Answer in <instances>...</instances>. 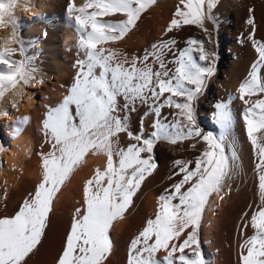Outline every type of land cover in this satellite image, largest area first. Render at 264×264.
<instances>
[{
    "label": "snow or ice",
    "instance_id": "snow-or-ice-1",
    "mask_svg": "<svg viewBox=\"0 0 264 264\" xmlns=\"http://www.w3.org/2000/svg\"><path fill=\"white\" fill-rule=\"evenodd\" d=\"M155 3L86 0L82 6L69 4V13L87 33L86 38L77 35L76 46L84 58L76 62L74 81L62 101L47 108L42 130L50 150L40 154L41 181L18 211L0 217V264H27L38 251L57 194L90 153L105 156L106 166L97 168L84 184L83 210H75L57 264H107L113 251L110 230L114 222L124 219L133 198L158 167L154 149L160 142L177 145L185 141H192L193 149L201 143L203 148L194 161L173 162L174 176L180 179L158 196L155 217L147 219L130 242L127 264H209L201 247L205 210L214 195L224 199L225 188L231 191V182L240 172L233 136L235 97L213 105L214 132L204 131L197 115L198 101L217 72L218 53L206 46L215 37L206 22L218 31L220 21L214 9L219 0H180L165 33L191 25L205 36L187 39L182 49H177L174 37L153 43L142 57L103 47L123 40ZM117 14L120 19L115 22L103 19ZM246 25L251 28L246 39L257 59L238 93L245 105L242 120L247 139L256 158L259 204L242 225L241 235L249 227L253 234L239 245V264H264V42L255 39L251 15ZM169 53L172 58L166 59ZM0 64L13 69L0 75V98L21 82L34 79L22 60H6L0 54ZM140 106L147 109L144 117L154 116L152 131L147 134L143 117L139 132L130 128V114ZM164 109L171 112L162 114ZM20 122L27 123V117ZM122 133L134 142L121 146ZM6 150L0 147V153ZM161 251L165 253L162 260L157 258Z\"/></svg>",
    "mask_w": 264,
    "mask_h": 264
},
{
    "label": "bare ground",
    "instance_id": "bare-ground-1",
    "mask_svg": "<svg viewBox=\"0 0 264 264\" xmlns=\"http://www.w3.org/2000/svg\"><path fill=\"white\" fill-rule=\"evenodd\" d=\"M7 2L8 0H0V3ZM85 2L86 0H52L42 15L28 16L20 13L13 21L18 36V52L12 59L26 61V72L34 79L27 84L21 82L17 86L23 87L22 95H16L14 90H10L0 98V147L7 149L0 153V217L12 216L18 211L23 200L29 193L34 192L42 179L40 154L50 150L42 130L47 108L62 101L74 81L76 62L84 58V53L76 46L77 42L69 45L62 39L67 31L83 38L87 36L69 13L68 7L71 3L82 6ZM179 4L180 0H156L142 14L137 27L123 40L105 44L103 47L120 50L128 57H142L146 50H151L153 43L161 39L174 37L177 40V49L185 47L189 38L205 39L204 33L191 25L179 31L165 33ZM214 15L219 18V28L216 31L210 22H206L215 37V42L206 46L218 53L217 72L198 101V123L204 131L214 132L213 105L217 101H226L229 96L235 97L232 103L236 113L233 136L240 172L231 182V191L225 188L227 195L223 200L215 195L210 198V205L202 220L201 247L209 264H239V245L244 238L253 234L249 227L241 235V228L250 219L252 211L259 204V198L256 158L242 120L245 105L239 99L238 88L247 77L251 64L257 59L251 42L246 39L251 32L250 26L246 25L250 15L256 24L255 39L264 42V0H219ZM103 19L115 22L120 16L117 14L115 17ZM171 58L172 54L169 53L166 59ZM0 70L4 75L13 71L7 64H0ZM52 79L55 82L44 88V83ZM145 111L146 107L140 106L130 114V128L133 133L140 131L142 117L145 134L152 131L154 116L144 117ZM170 112L169 109L162 110V114ZM25 117L27 123L22 124L20 120ZM25 141L31 143L30 156H24L19 151V146ZM133 142L126 134L120 135L121 146L126 147ZM192 143H158L154 149L157 169L145 180L141 190L133 198V204L126 211L124 219L114 222L113 229L110 230L113 251L107 264H127L130 242L143 229L147 219L155 217L158 196L180 179L179 176H174L176 169L173 162L177 159L194 161L202 150V143L196 149L191 147ZM105 166V156L90 153L65 182L54 200L46 235L27 264H57L75 210H83L84 184L95 174L97 168L103 170ZM170 176L173 179H169ZM245 212L248 213L246 217L243 216ZM164 255L161 251L157 258L162 260Z\"/></svg>",
    "mask_w": 264,
    "mask_h": 264
},
{
    "label": "clouds",
    "instance_id": "clouds-1",
    "mask_svg": "<svg viewBox=\"0 0 264 264\" xmlns=\"http://www.w3.org/2000/svg\"><path fill=\"white\" fill-rule=\"evenodd\" d=\"M51 3L52 0H8L7 3H3L5 7L0 8V54L12 59L18 52V36L13 25L14 19L18 18L20 13L28 16L42 15ZM62 39L64 43L71 45L78 41V36L71 31H67ZM13 90L16 95L23 94L22 86ZM19 151L24 156H30V141L22 142Z\"/></svg>",
    "mask_w": 264,
    "mask_h": 264
},
{
    "label": "rangeland",
    "instance_id": "rangeland-1",
    "mask_svg": "<svg viewBox=\"0 0 264 264\" xmlns=\"http://www.w3.org/2000/svg\"><path fill=\"white\" fill-rule=\"evenodd\" d=\"M24 64H25V68H26V61H24L23 62ZM0 75H4V73L0 70ZM53 82H55V80H50V82H49V80H47L45 83H44V85H43V87L45 88V87H47V85H48V87L49 86H51L52 85V83ZM6 94V93H5ZM6 127V126H5Z\"/></svg>",
    "mask_w": 264,
    "mask_h": 264
}]
</instances>
